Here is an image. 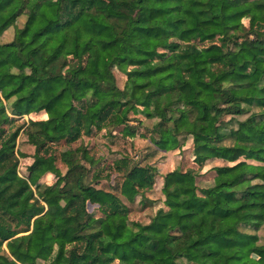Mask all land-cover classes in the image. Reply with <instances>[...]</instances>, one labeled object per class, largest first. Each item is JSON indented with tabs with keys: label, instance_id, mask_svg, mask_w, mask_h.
I'll list each match as a JSON object with an SVG mask.
<instances>
[{
	"label": "trees",
	"instance_id": "1",
	"mask_svg": "<svg viewBox=\"0 0 264 264\" xmlns=\"http://www.w3.org/2000/svg\"><path fill=\"white\" fill-rule=\"evenodd\" d=\"M10 28L0 264H264V0H0Z\"/></svg>",
	"mask_w": 264,
	"mask_h": 264
},
{
	"label": "rangeland",
	"instance_id": "2",
	"mask_svg": "<svg viewBox=\"0 0 264 264\" xmlns=\"http://www.w3.org/2000/svg\"><path fill=\"white\" fill-rule=\"evenodd\" d=\"M24 18H20L19 19V23L18 24H22ZM12 28H10L8 31L5 32V34L1 37L0 40H9L12 36L11 34L12 32ZM120 82V79H119ZM26 120V117L24 118V120H18L17 124L20 125L23 123V121ZM147 125H151V121L146 122ZM100 143H104V139L103 138H98ZM189 144V142L187 143ZM102 145V152L112 158L114 157L116 154V151L119 150H126L131 154V155H135V153L138 155L139 152L142 153V151H144V149L146 148V146L148 145L147 142L145 143L144 141H136L134 144V149L131 150L129 148V144L126 143V141H122V140H118L116 144L112 145V144H107L106 142ZM17 147L20 151L26 152V153H32L33 152V147L31 145H29L26 142V137L25 135H19L18 140H17ZM107 147H109L110 150H107ZM26 160L22 159L20 160V165H19V169L20 172H22L24 170V167L26 165ZM155 163L160 167L161 172L162 173H166L167 171H169L170 169H172L174 166L179 164L180 158L178 155L173 156V154H167L165 156H157L155 158ZM130 186L128 183H124L123 184V189H122V194L120 195L121 200L124 202L125 205H127L129 207V210L132 212V216H130L131 218L134 219H138L141 222H146L149 220V218L154 214V211L156 210L155 207H146V209H143V206H141V204L136 201L134 203H131L127 200L126 196L130 193ZM152 197H157V194H153ZM144 210V211H143ZM258 235L260 237V241L262 243H264V227L260 229V231H258Z\"/></svg>",
	"mask_w": 264,
	"mask_h": 264
}]
</instances>
